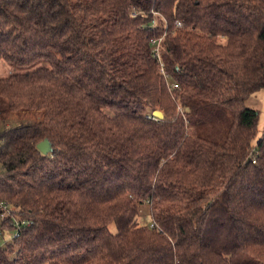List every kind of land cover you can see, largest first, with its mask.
I'll list each match as a JSON object with an SVG mask.
<instances>
[{
    "label": "trees",
    "instance_id": "trees-1",
    "mask_svg": "<svg viewBox=\"0 0 264 264\" xmlns=\"http://www.w3.org/2000/svg\"><path fill=\"white\" fill-rule=\"evenodd\" d=\"M0 63V264H264V0H0Z\"/></svg>",
    "mask_w": 264,
    "mask_h": 264
},
{
    "label": "rangeland",
    "instance_id": "rangeland-1",
    "mask_svg": "<svg viewBox=\"0 0 264 264\" xmlns=\"http://www.w3.org/2000/svg\"><path fill=\"white\" fill-rule=\"evenodd\" d=\"M4 72L3 74H7L8 70L6 68H3ZM246 107L255 108L258 109V120H257V134L255 136V139L253 140V143L257 141V139L261 136V133L264 128V89H261L253 94H251L244 102ZM16 113L12 114L14 117H18L19 115H15ZM11 115V116H12ZM10 116V117H11ZM41 118V112L40 111H34L27 114L26 120L27 122H36L40 120ZM3 128V123L0 122V130ZM7 213V212H6ZM5 213V214H6ZM4 217L0 215V221ZM138 222L141 224H148L150 223V215L148 213V210H146L145 205L140 207V213L137 216ZM5 233H11L12 230L5 227ZM1 242V240H0Z\"/></svg>",
    "mask_w": 264,
    "mask_h": 264
},
{
    "label": "built area",
    "instance_id": "built-area-1",
    "mask_svg": "<svg viewBox=\"0 0 264 264\" xmlns=\"http://www.w3.org/2000/svg\"><path fill=\"white\" fill-rule=\"evenodd\" d=\"M136 13H133V15H135ZM182 24H181V22L179 21V20H177L176 22H175V26L176 27H180ZM156 42V40L154 39V40H152V44H153V48H152V51H153V53L155 54V56H158V50H157V47H156V44L157 43H155ZM160 71L162 72V73H164V68H163V64L161 63L160 64ZM166 75V74H165ZM173 85V84H172ZM174 86H176V85H174ZM155 117V116H154ZM11 207H9V205H8V203L6 202V201H1L0 200V215L1 216H3L6 212L8 213L9 212V209H10ZM150 226H153V223H150ZM12 230V232L11 233H5V231H2V230H0V240H1V242H0V244L1 243H3L4 241H6V240H9V239H11L14 235H16V232H15V229H11Z\"/></svg>",
    "mask_w": 264,
    "mask_h": 264
},
{
    "label": "water",
    "instance_id": "water-1",
    "mask_svg": "<svg viewBox=\"0 0 264 264\" xmlns=\"http://www.w3.org/2000/svg\"><path fill=\"white\" fill-rule=\"evenodd\" d=\"M152 115L155 116L156 118H162L163 112L160 109H154L152 110ZM37 148L43 154H47L52 151V145L50 141H48L47 139H44L43 141L39 142L37 144Z\"/></svg>",
    "mask_w": 264,
    "mask_h": 264
},
{
    "label": "crops",
    "instance_id": "crops-1",
    "mask_svg": "<svg viewBox=\"0 0 264 264\" xmlns=\"http://www.w3.org/2000/svg\"><path fill=\"white\" fill-rule=\"evenodd\" d=\"M3 68H6L7 70L9 69L8 66H6L3 63H0V75L3 74L4 72L6 73V71H4Z\"/></svg>",
    "mask_w": 264,
    "mask_h": 264
}]
</instances>
